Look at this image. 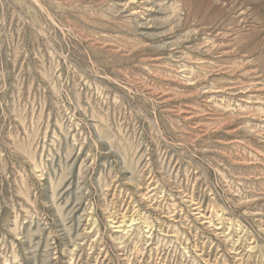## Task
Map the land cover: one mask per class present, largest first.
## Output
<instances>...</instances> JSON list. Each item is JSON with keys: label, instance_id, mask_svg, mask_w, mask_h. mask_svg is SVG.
Listing matches in <instances>:
<instances>
[{"label": "rangeland", "instance_id": "rangeland-1", "mask_svg": "<svg viewBox=\"0 0 264 264\" xmlns=\"http://www.w3.org/2000/svg\"><path fill=\"white\" fill-rule=\"evenodd\" d=\"M0 264H264V0H0Z\"/></svg>", "mask_w": 264, "mask_h": 264}]
</instances>
